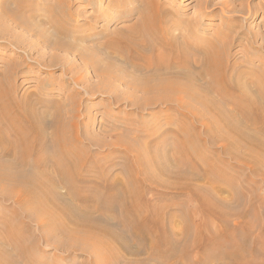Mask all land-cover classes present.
<instances>
[{
  "label": "rangeland",
  "instance_id": "rangeland-1",
  "mask_svg": "<svg viewBox=\"0 0 264 264\" xmlns=\"http://www.w3.org/2000/svg\"><path fill=\"white\" fill-rule=\"evenodd\" d=\"M148 7L150 12H160L166 27L161 78L151 80L145 68L129 62L131 51L120 48L124 43H113L125 36L123 32L127 33ZM148 36L158 49V40ZM173 40L179 51L176 59L169 47ZM205 51L213 52L218 67L225 66L226 82H237L238 72L246 84L264 81V0H0V83L10 101L9 111L19 117V104L26 112L35 109L50 145L56 141L52 124L60 121L76 151L70 157L57 152V147L51 153H35L24 157L25 169L41 173L61 200L79 212H88L97 224H109L137 249L126 251L107 233L89 227L73 234L63 222L65 217L55 223L47 213L58 207L48 193L45 201L50 210L30 204H25L26 208L24 201L19 202L27 198L21 189L25 179L18 176L11 157L0 156V164L6 165L0 172L17 174L0 179V250H8L18 264H98L99 251L106 255L118 252L119 260L113 264L138 260L139 264L143 260H151V264H235L227 254L243 238L249 242L246 260L264 264V218L260 211H252L260 209L264 201V180L260 177L264 174L255 175L234 156L239 152L245 155L246 149L227 151L228 141L221 135L228 128L220 125L218 109L209 104L219 103L249 130L257 131L260 122L237 87L197 91L195 86L209 81L216 86L225 83L220 73L213 79L204 71ZM148 54L155 52L148 50ZM185 143L192 161L189 150L183 152ZM142 147L153 159L148 176L140 162ZM163 165L201 173L195 182L216 193L222 191L221 196L234 204L231 208L237 215H228L226 221L234 235L223 236L226 242L215 248L218 251L213 249L209 262L199 258L211 248L193 245L196 225L203 218L193 213L199 203L191 191L179 186L176 176L163 174ZM208 171L226 176L214 182L205 177ZM105 186L108 190L101 192ZM116 193L113 202L107 200ZM100 196L103 203H98ZM28 208H35V212ZM243 211L249 215L247 222L238 216ZM158 216L161 225L156 221ZM210 221L207 236L218 235L226 227L220 219ZM248 224L251 232L245 228ZM136 225L146 228L144 236L136 233ZM163 235L179 241L181 249L177 248L175 257L164 254L161 261L153 251L168 252L169 243L154 244ZM107 246L111 250H106Z\"/></svg>",
  "mask_w": 264,
  "mask_h": 264
},
{
  "label": "bare ground",
  "instance_id": "bare-ground-1",
  "mask_svg": "<svg viewBox=\"0 0 264 264\" xmlns=\"http://www.w3.org/2000/svg\"><path fill=\"white\" fill-rule=\"evenodd\" d=\"M159 5H160V3H159ZM102 15H103V12H102ZM160 17H161L160 12H158V13L150 12L149 7H148V9L144 10V12L142 13V16H140V20L136 21L135 24H132L131 27L129 29H127V33L123 32V34H125V36L121 35L122 38L119 39L117 37L116 39H114L115 42H113L115 45H119V44L121 45L122 43H124V45H122L120 48L123 51L124 50L131 51V52H128V54L132 56L131 60L129 62L131 64H134L135 67H137V68H145L146 71L149 73V75H147L148 80L156 79L158 77L161 78V74H159V71L161 69H163V57H165V55H163V53L161 51H163V46H166L164 44V41H163V27L164 28H166V27L163 26V19L160 20ZM158 21L160 22L159 24H158ZM148 35H151L152 38L154 36L158 40V43H157L159 45L158 49L155 45H153V41L149 38ZM118 40H120L122 42L117 43ZM169 47H170L171 52H173V51L175 52V55H176L175 59H176L177 55L179 54V51L177 50L178 45H177L176 40H173L172 43H170ZM194 48L196 49V47H194ZM148 50H149V53L155 52V54L154 55L148 54L149 57H147L146 55L148 53ZM212 53L213 52H210V51L204 52L203 69L213 79H214V76H216L217 74L220 73V75H222V80L225 83L219 82L221 84H218V86H216V85H214V83L212 81H209L207 84L197 85V86H195V88H197V91L209 92L215 88L222 89L223 87H225L226 89H228L229 87L233 88V86H234V88L237 87L241 91V93L244 92L246 98H248L247 100L250 104L249 107L256 112L254 115V117H255L254 119H256V121L260 122V126H258L256 128L257 131L256 130H249V128H247L245 125L242 124L243 122L240 123L239 120L233 118L234 115H232L229 112H226L227 109H222L223 107L221 108L220 106H222V105H220L219 103L209 104V106L212 107L213 109L215 106L218 109V110H215V109L214 110L216 111L217 118L221 122L220 125H223V126L228 128L227 133L225 135H221V138L228 141L229 147H227V151L229 153L230 152L233 153L232 152L233 148H237L238 150L239 149L240 150L246 149L248 151V153H246L245 155L243 153L239 152V154L237 153L234 156L237 159H239L238 160L239 163H242V164H245L246 166H248V168H250L251 171L254 172L255 175L259 176V174H261V173L263 175L264 174V81L257 80L259 82L255 83L254 81H252L253 83L251 82V84H246V83H244V81L242 79V73L238 72L239 78H238V80H236L237 82H235V83L226 82L225 66L218 67L217 65L219 64V61L214 56V54H212ZM195 63L198 64L197 61H195ZM177 73L178 74H186L185 72H182V71H179ZM253 86H255V92L253 91ZM148 87L154 88L153 86H148ZM11 102H13V101H11ZM9 104H10V101L7 100V97L4 93V88L2 87V84L0 83V156L11 157L15 161V165L17 164L16 172H17L18 176H22L23 179H25V186H23L21 189L23 191H25V193L27 194V198H23V200L20 199L19 202L24 201V206H25V204H30V207H36V208L39 207V209L43 210V211H45V208H46V210H50L48 208V205L46 204V201H45L46 195L48 193L49 195H47V196L48 197L50 196L52 198V200L54 201L53 205H56L58 207V209H56V211L54 213L51 210L49 213H47V216H49L51 220L55 221V223H57L58 218L65 217V218H67V221H64V220H66V219H64L63 222H66V225L72 230L73 234L74 233L77 234L80 228H84V227L85 228H87V227L93 228L94 230L96 229V230H99L101 232H105L108 235H110L116 242H118L120 244V247H122L124 250L129 251L131 253L136 252L137 249H134L131 247L130 244H127V242H125L126 241L125 238H124L125 241L122 240L123 236L120 237V235H118L117 232H115L112 229V227L109 226V224L101 225L100 222L97 224L96 220L93 217H90L89 214H87L88 212L87 213H85V211L79 212L70 203H68L64 200H61L60 196L55 193V191H54L55 188H50L46 184V181H45L46 178L44 176H42L41 173H30L27 171V169H25V167L27 166L26 165L27 162H26L24 157L33 155L35 153H40V152L41 153L42 152L51 153L52 151H55V147H57V152L64 155L65 157H70L76 151H75L74 145L70 146V145H72L71 141L68 139L69 138L68 135H66V130H64L62 128L63 125L61 123H59L60 121L59 122L55 121L52 124V132L55 134V140H56L55 142H57V143L55 144V142H54L52 145H50V143L49 144L47 143V136H48L47 131L44 129V127L41 124H39L41 119L38 117L36 110L33 108H29V110L25 109V110H27V112H26L20 108V104H19V117H18V116H14L11 114V112L9 111ZM23 107H24V105H23ZM223 110H225V111H223ZM251 116L248 115L247 118L251 117ZM26 122H30V125H27ZM74 125H75V127L77 126L76 123ZM243 126H245V127L243 128ZM247 129H248V131H247ZM78 141H80V140H78ZM142 148L144 150L143 149L139 150L140 162H141V165L143 167L144 172L148 176L150 173V170H149L150 169V161L153 162L152 161L153 159L150 156L151 154L149 155L150 157L148 156V154H149L148 150L145 147H142ZM189 148L190 147H188V145L186 143L182 144L183 152H185V151L187 152L189 150ZM188 153H190L191 157L189 158V160H191L192 154H191L190 150L188 151ZM17 156L19 157V159L17 158ZM11 163H13V162H10V164ZM54 163L56 164V161H54ZM183 163H184V161H183ZM1 166H6V165L0 164V167ZM160 166H162V165H160ZM177 166H179V165H176V168L172 170L171 168H169V169L165 168V166L163 165V168L161 167V169H162L161 171L163 172V174H167V175L173 174L174 176H176L178 178V181H180V184H181L179 186L191 191L192 196L196 199L195 201H198L199 204H197V206L194 210L195 212L193 211V213L197 214V215L198 214L202 215L203 218L200 221H198V223L196 225L195 241L193 242V245L198 246V247H203V249H210L211 248L210 252L207 251L208 253H206L204 255L202 254V257L199 258V260H201L202 262L208 261L213 256V249H215L216 247L223 246L224 242H226V241H223V238H224L223 236H225V238H231L234 235V231L230 230L229 226H227L228 224H226L227 223L226 221H227L228 215H230V214L237 215V212L235 209L231 208V204L233 202L231 200L226 199L225 197H222L223 195L220 193L222 191H220V192L217 191V193H216L215 191L211 190L210 187H207L204 184H199L198 182H195V181H198L201 179L200 178L201 173L199 175V173L198 174H196V173L191 174L189 172L190 173L189 174L188 172L183 170L184 168L181 169ZM215 166L216 165H214V167ZM60 168L62 169L61 170L62 173L65 174V172H66L65 169L63 170V168L61 166H60ZM212 169H214V168H212ZM209 171L206 172L205 177L207 179H210L211 181L213 180L214 182L217 180H220V178H224L226 176V173H224V171H223V173L225 175L224 177L219 176L220 174L215 175V174H213V172H209ZM226 171H227V169H226ZM17 174H13L11 172L5 173L4 171H2V172H0V179H2V177H7V178L11 179L13 177H16ZM4 175H6V176H4ZM260 177H262L264 180L263 176L260 175ZM224 180H226V179H224ZM207 182H209V181H207ZM209 183H211V182H209ZM220 183H221V181H220ZM225 184H227V183H225ZM244 185H247V184H244ZM101 186H103V185H101ZM217 187L219 189V185ZM223 189H224V191L227 190L224 187H223ZM107 190H108V188L105 186L100 191L104 192ZM218 192L220 193V195L218 194ZM126 195L128 197L130 196L129 193H127ZM231 195H233V194H231ZM117 196H118V193L112 194L111 197H108L107 200L113 202V200H115V198ZM98 198H99L98 203H100L102 200V196H100ZM126 199H127V197H126ZM128 200L129 199H127V201ZM29 201H31V203H29ZM101 203H103V202H101ZM32 204H34V205H32ZM232 205H234V204H232ZM22 206H23V204H22ZM229 208H230V210H228ZM259 208L260 209H258V210H256V208H252V211L253 212L254 211H260L259 213L262 214V216L264 218V201H262L259 204ZM28 209L34 210L35 208H28ZM28 209H26V210H28ZM261 210H262V212H261ZM34 212H35V210H34ZM194 214H192V215L194 216ZM238 214H239V212H238ZM247 214L248 213H246V211H243L238 216L240 217V219L241 218L246 219L249 216ZM211 218L222 220L224 223L223 225L226 226L223 231L218 233V235L214 234L215 236H207L206 235L207 227L209 225V221ZM259 219H260V217H259ZM156 221L159 222L160 225H161V222H163L160 216L157 217ZM245 221L247 222L248 219H246ZM243 223H244V221H243ZM59 224H61V223H59ZM64 225L65 224H63V226ZM244 225H245V223H244ZM57 226H58V224H57ZM61 226L62 225H60V227ZM210 226H211V224H210ZM218 226H219V224H218ZM52 228H53V226H52ZM245 228L248 230V232H251V229H252L251 225L248 224V225H246ZM58 229L59 228H57V230ZM181 229H183V228H181ZM15 230H17V229H15ZM164 230H166V229L164 228ZM185 230H186V232H188L189 228H186ZM135 231L138 235L140 234V236H144L147 232L146 228L143 227V225H136ZM158 231H161V233H163L162 229L161 230L159 229ZM63 232H64V230H63ZM65 232H67V229ZM179 233H181V232H179ZM11 234H13V233L11 232ZM163 234H165V233H163ZM263 234H264V232H263ZM179 235H181V234H179ZM192 235H193V233H192ZM166 236H168V235H166ZM166 236L163 235V238H160L157 242H154V244H156V247H157V245L162 244L163 242L169 243L168 252L164 251L162 254L159 252L160 250L159 251L156 250L157 252L153 251L154 255L156 254L155 256L158 258V260L160 259L161 261L163 259H165L164 254H167V255L173 254L174 255V252L177 251V248L179 247L178 244L180 243L179 241L174 240L175 238L174 239H168ZM184 236H186V235H184ZM187 237H188V235H187ZM182 239H184V238H182ZM254 239H255V237H254ZM2 241H4V240H2ZM245 241H247V240L240 238L239 243L235 244L231 249L232 252L230 251L227 255L229 256L230 259H232L234 261L235 264H259L256 260L250 261L251 263H249L248 260H246L245 255H247L246 254L247 250H249L246 248V246H249V242L247 241L248 244L246 245ZM182 243H184V242H182ZM230 243H231V241H230ZM4 245H5V243H4ZM227 245H229V242ZM188 246L189 245L186 244V246L184 248L186 249ZM167 247H168V245H167ZM260 247H262V245ZM111 248L112 247L107 246L106 250L109 251V250H111ZM191 248H190V250H191ZM178 249H181V248H178ZM227 249H228V247H227ZM215 251H218V250L215 249ZM223 251H225V250H223ZM263 251H264V249H263ZM27 253H29V252H26V254ZM220 254H221V252H220ZM97 255H99L98 264H105V262H106V264H113L114 262L116 263V262H118L119 256H120V254L118 252H113L110 255H106L105 252H102V251H99V253ZM169 256L171 257V255H169ZM175 256H177V255L175 254L173 257H175ZM252 257H253V255H252ZM157 258H155V259H157ZM149 259H151V258H149ZM224 259H226V258H224ZM228 259H226V260H228ZM0 260H3V261H0V264H18V262H16L12 258L11 254L8 252V250L7 251H4L3 249L0 250ZM147 261L148 262L143 260V262L142 261H140V262H142L141 264H151L152 263L151 260H150L151 263L149 262V260H147ZM138 262H139V260L136 263H138ZM230 262H232V261H230ZM136 263H134V264H136ZM169 263H170V260H169ZM156 264H157V262H156Z\"/></svg>",
  "mask_w": 264,
  "mask_h": 264
}]
</instances>
